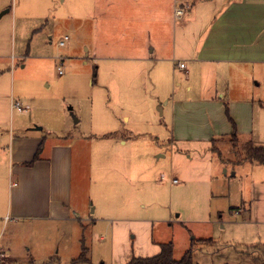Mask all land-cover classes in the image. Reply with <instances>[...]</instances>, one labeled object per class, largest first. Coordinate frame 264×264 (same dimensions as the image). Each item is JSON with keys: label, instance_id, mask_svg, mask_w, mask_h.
<instances>
[{"label": "rangeland", "instance_id": "obj_1", "mask_svg": "<svg viewBox=\"0 0 264 264\" xmlns=\"http://www.w3.org/2000/svg\"><path fill=\"white\" fill-rule=\"evenodd\" d=\"M2 5L0 12H10L0 18V248L6 249V261L0 262L72 264L83 240L91 264L151 257L167 242L174 245L175 259L192 244L198 263L249 264L245 247L264 246L263 231L259 239L254 229L230 231L202 220L248 219L250 204L264 212V192L258 193L264 191V165L235 164L237 152L226 136L209 144H170L169 105L162 116L156 103L185 92L182 76L168 78L160 69L156 82L151 76L141 86L145 90L134 85L141 94L136 113L129 111L130 123L122 124L118 115L100 110V97L111 92L85 49L94 41V19L87 14L91 0L83 5L77 0H0ZM64 36L68 40L61 47ZM60 56L63 75H58L55 60ZM174 79L183 81L180 89ZM194 80L191 75V97L196 96ZM255 90V101L264 97V79ZM15 102L22 111L11 108ZM188 121L194 130L198 119ZM257 130L252 140L260 143ZM48 132L67 137L72 146L78 217L64 223L12 220L9 181L16 176L10 173L15 163L9 161V147L18 135ZM106 132L126 138L127 145L121 148L115 138L103 139ZM193 132L202 133L198 128ZM207 238L212 242L200 241Z\"/></svg>", "mask_w": 264, "mask_h": 264}, {"label": "crops", "instance_id": "obj_2", "mask_svg": "<svg viewBox=\"0 0 264 264\" xmlns=\"http://www.w3.org/2000/svg\"><path fill=\"white\" fill-rule=\"evenodd\" d=\"M77 1L83 5V0ZM181 4H188V8L181 20L175 21L174 8ZM87 14L94 19V41L85 47L87 57L98 64L102 84L111 92V96L100 97V110L118 115L122 124L130 123L128 112L136 113L134 105L141 95L134 91V85L145 87L151 76V81L156 82L161 76L157 70L165 69L168 78L179 74L186 82L185 92H174L171 100L158 95L165 100L156 103L162 116L169 105L170 144H209L214 138L229 137L234 127L239 141L242 137L253 141L258 129L260 143L253 142L263 143L264 97L255 101L254 95L258 94L256 86L264 79V0H91ZM60 59L63 63L61 56L55 58L58 64ZM191 75L195 78V97L189 96L193 89L189 83ZM183 81L174 79L173 84L180 89ZM112 85L118 94L112 92ZM195 118L198 125L192 130L193 123L188 119ZM197 128L202 131L199 135L193 132ZM102 137L115 138L112 132ZM116 138L119 147L127 145L126 138ZM39 146L38 159L31 166L23 165L33 160ZM10 160L15 163L10 173L16 176V181H9L12 220H75L73 152L67 137L51 132L18 135L9 147ZM249 207L248 219L219 217L202 221L217 227L222 224L221 229L230 231L254 229L255 237L260 239L264 212L252 204ZM5 251L1 246L0 261H6Z\"/></svg>", "mask_w": 264, "mask_h": 264}, {"label": "trees", "instance_id": "obj_3", "mask_svg": "<svg viewBox=\"0 0 264 264\" xmlns=\"http://www.w3.org/2000/svg\"><path fill=\"white\" fill-rule=\"evenodd\" d=\"M226 114L228 116V111L226 109ZM233 124V123H232ZM215 141L212 139L211 142ZM229 141L233 152H237V160L235 164H240L243 162H250L255 164H264V145H259L253 141H246L244 143L240 142L237 137V132L235 127L233 128L232 134L229 136ZM38 151L36 152L33 160L38 159ZM216 150V149H214ZM238 150V151H237ZM217 152V151H216ZM220 154V153H218ZM201 242H212L211 239H200ZM160 251L158 254L151 257H133L126 264H194V248L191 244V247L186 250V252L179 259H175L173 256L174 245L172 242L161 243ZM246 254L249 257V264H264V246L263 245H249L245 247ZM88 247L85 245L82 240L81 252L76 259L73 260L72 264H91L88 257ZM0 264H7L2 263Z\"/></svg>", "mask_w": 264, "mask_h": 264}, {"label": "built area", "instance_id": "obj_4", "mask_svg": "<svg viewBox=\"0 0 264 264\" xmlns=\"http://www.w3.org/2000/svg\"><path fill=\"white\" fill-rule=\"evenodd\" d=\"M188 8V4H181V5H178L174 8V11H173V16H174V20L175 21H180L181 18H182V15L184 13V11ZM68 40V37L67 36H64V38L62 40H60L58 42V45L59 46H64L66 44V41ZM62 60L60 59L59 60V64L57 66V71H58V74L59 75H62L63 74V71H62ZM180 67H184L183 64H180ZM12 107L17 109V111H22V108L21 106L19 105L18 102H15V103H12ZM172 183H175L177 182L176 179H172L171 180Z\"/></svg>", "mask_w": 264, "mask_h": 264}, {"label": "water", "instance_id": "obj_5", "mask_svg": "<svg viewBox=\"0 0 264 264\" xmlns=\"http://www.w3.org/2000/svg\"><path fill=\"white\" fill-rule=\"evenodd\" d=\"M8 11H9V9H6V10L2 11V12L0 13V16L3 15L4 13L8 12ZM38 129H41V128H38Z\"/></svg>", "mask_w": 264, "mask_h": 264}]
</instances>
